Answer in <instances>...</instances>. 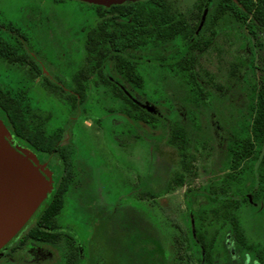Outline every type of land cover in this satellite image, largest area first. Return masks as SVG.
Segmentation results:
<instances>
[{"label":"rangeland","instance_id":"1","mask_svg":"<svg viewBox=\"0 0 264 264\" xmlns=\"http://www.w3.org/2000/svg\"><path fill=\"white\" fill-rule=\"evenodd\" d=\"M191 1L172 4L176 10L186 11L193 8ZM107 3L108 0H0V11L6 15L5 24L12 23L31 36L48 64L44 72L50 70V75H62L69 81L71 73L84 64L83 27L96 19L87 7ZM237 26L231 20L230 27ZM137 70L142 78L140 90L147 95H152L150 92L155 97L160 95L163 99L160 105H169L166 92L179 96L168 76L164 78L166 87L161 90L159 77L153 76L161 75L159 67H154L153 75L144 64L138 65ZM0 77L4 87L13 91L27 89L25 96L30 110L43 121L46 133L56 131L69 118L65 96L46 85L40 76L35 77L26 66L5 63L0 58ZM87 89V112L76 115L70 129L75 165L82 169L83 175L77 187L72 186L63 194L54 224L63 227L77 242L82 256L79 264H196L197 253L190 236V208L186 207L185 199L188 193L206 192L208 176L202 171L195 176L185 174L183 185L171 183L165 194L160 189L161 195L150 198L147 180H156L161 174L169 183L173 174L182 170L176 149L165 139L166 125L159 122L156 128H145L136 122H124L116 109L118 100L109 91L93 83ZM153 100L157 98L148 101L151 108ZM166 117L173 119L172 114ZM6 137L13 147L38 161L8 129ZM45 172L51 188L50 172ZM199 205L207 210L202 218L207 234L216 232L212 264H243L245 249L225 237L227 232L231 233L230 226L212 217L208 210L211 200L206 197ZM32 215L20 229L30 225ZM242 215L246 241L264 245V222L255 225L250 221L255 218L252 214ZM198 219L196 216L194 224ZM66 233H61L59 242L68 256L74 240ZM58 260L49 264H58Z\"/></svg>","mask_w":264,"mask_h":264},{"label":"flooded vegetation","instance_id":"2","mask_svg":"<svg viewBox=\"0 0 264 264\" xmlns=\"http://www.w3.org/2000/svg\"><path fill=\"white\" fill-rule=\"evenodd\" d=\"M117 1L129 2L131 0ZM220 1L192 0L193 8L191 10H177L175 13L183 19V23L195 25V30L201 17L204 16L202 26L195 33L198 36L194 41V37L189 38L186 36L187 34L181 35L179 32L169 39H157L149 36L148 33L147 36L145 35V42L134 49L140 57L136 63V70L138 65L144 64L153 75L154 67H159L161 77L153 76L154 78L159 77L161 90L166 87L164 78L168 76L167 79L171 80L176 91L179 92V96L166 92L169 94L168 96L165 93L166 98L169 99V105L164 106L160 105V102H163L160 95L155 97L152 92H150L152 95H147L140 88H135L115 69L112 61L108 60L102 66L103 74H101L99 68L88 59L86 51L88 37L93 30H100L99 24L102 19L117 14L112 9L115 0H108L105 5L90 4L87 7L90 8L96 19L90 26L83 27L85 29L84 64L71 73L69 81L62 75H50V70L44 72L43 68L45 64H48L39 48L33 44L31 36L12 23L5 24L3 18L6 15L0 11V43L9 42L21 53L18 60L7 61L1 54L0 58L5 63L13 62L26 66L35 77L40 76L46 85L62 93L67 101L69 118L57 129L61 128L63 131L62 142L72 148L70 160L72 177L69 188L77 187L76 183H79L80 177L83 175L82 169L75 165L76 160L73 154L70 132L74 123L73 119L76 115L87 112L89 96L87 88L90 87V83L101 84L106 91L112 94L113 98L118 100L119 107L116 109H119L125 118L124 122L129 124L135 122L133 114L136 104L157 115L160 118V123L165 124L167 130L173 121L182 122L185 119L184 115H191V121L187 125L195 126L193 130L196 138L195 145L191 147L195 154L193 163L196 173L193 176L197 175L198 171L205 172L208 176L209 187L206 193L212 202L210 208L217 206L218 202L215 198L221 193L219 191H222L225 202L229 203L228 208L235 214L241 228L243 212H249L255 217L250 219L251 223L255 225L264 222V108H260L264 98V92L260 91V88H264V31L257 30V38L261 41V44L257 45L255 38L247 28L231 17L228 1L223 3L226 8L223 11L214 10L216 5L219 6L218 2ZM198 4H200V10L197 7ZM231 20H234L239 26L231 28ZM181 31L186 32V28H182ZM188 39L193 42L186 43ZM95 46L99 48L101 42L98 40ZM181 64H185L186 67L190 66V70H178L177 68ZM0 80L2 82L1 77ZM189 84L191 87L188 89L187 85ZM119 90L122 95L116 93ZM188 90L191 91L189 96L187 95ZM16 91H22L25 96L27 89ZM152 97L157 100H153L152 105L154 106L150 111L148 101ZM73 98L76 100L74 106L72 105ZM168 114L173 115L172 120H167L166 115ZM0 115L6 125L2 113ZM138 123L145 128L150 127L147 123ZM8 131L10 132L9 129ZM12 135L21 139L25 147L36 155L37 162L25 153L45 177H47L45 170L50 172L53 186L48 194L51 193L60 177L59 157L39 151L23 138ZM155 179L146 181V186L151 190L150 192L154 193L153 197L148 194L150 198L161 195V191H158L160 189L163 191L162 194L168 190V181H164L161 174H159V178ZM169 183L180 186L174 182ZM199 194V191H195L191 202L200 200L197 197ZM44 200L33 213L30 225L24 230L19 229V232L0 248V264H45L46 262L49 264L57 261V258L59 263L61 262L60 250L50 245V235L46 240H41L28 233L37 222H40L37 215ZM52 222L55 225L54 220ZM224 222L230 226V221H221L220 223ZM242 231L245 237L244 233L246 232L243 228ZM230 232H227L225 237H229L232 244L237 243L245 249L243 264H256V261L251 260L252 255H249V251L235 240L232 229ZM71 239L74 240L72 237ZM258 242L248 243L264 248V245ZM74 246L77 247L80 256V248L75 240L72 250Z\"/></svg>","mask_w":264,"mask_h":264},{"label":"trees","instance_id":"3","mask_svg":"<svg viewBox=\"0 0 264 264\" xmlns=\"http://www.w3.org/2000/svg\"><path fill=\"white\" fill-rule=\"evenodd\" d=\"M226 1L229 2L228 10L231 13V17L238 21L239 24L244 25L255 38L257 45H260L261 41L257 38L256 33L257 30L264 31V0H221L218 2L219 6L216 5L214 10L223 11L226 9L223 4ZM197 7L200 10V4ZM112 9L117 14L102 19L101 24H99L100 30H93L89 35L86 44L87 56L90 59L89 61L99 68L101 74H103L102 66L108 60L112 61L115 69L135 88H141L142 78L136 70V63L140 57L134 49L145 42L146 34L149 33V36L157 39H169L179 32L181 35L187 34L186 36L189 38L191 36L194 37L193 41L198 36L195 33L199 30V24L195 30V25L183 23V19L175 14L177 10L172 2L169 1H116L113 3ZM202 18L204 19V16ZM182 28H186V32L181 31ZM194 30L195 32H193ZM98 40L101 42L99 48L95 46ZM192 42L189 39L186 41L188 44ZM0 54L7 61H12L20 59L21 53L14 45L9 44V42H4L0 43ZM177 69L182 71L190 70V66L186 67L185 64H181ZM107 83L110 84L108 81ZM190 87L191 84L187 85L188 89ZM260 91L264 92V88H260ZM116 93L122 95L121 90ZM187 93L188 96L191 95L190 90ZM75 102L76 100L73 98V106ZM260 108H264V98ZM124 111L126 112V109ZM0 113H2L6 121V126L12 134L23 138L39 151L59 157L60 177L58 178L57 185L47 195L41 205L37 215L40 222H37L28 233L41 240H46L50 235V245L60 250V260L67 261L68 264H78L80 256L78 255L77 247L74 246L73 250L70 249L69 255L67 256V249H64L63 245L59 242L61 240V233L66 232L62 231L63 229L60 227L53 225L52 222L56 212L62 206L63 194L71 186L72 169L70 160L72 148L67 143L62 142L63 131L61 128L52 133H46L44 131L43 121L30 110V103L26 99V96H23L22 91H13L0 84ZM133 117L136 123L144 122L149 124L151 128H156L160 122V118L157 115L144 110L137 104L135 105ZM184 117L185 119L182 122L177 120L172 122L166 137L167 142L174 146L180 157L179 165L182 170L175 172L170 179V182L179 185L184 183L185 174L194 175L196 173L193 163L195 154L193 153V148L191 149L195 145L196 138L195 132L193 131L195 126L190 127L187 125L191 121V115L187 114ZM169 187L170 183H168L167 189ZM188 191H191V189ZM219 192L221 193L215 198L218 202L217 206L215 208L209 207L208 210L214 219L230 221L235 240L252 253L251 260L256 261V264H264V248L246 241L242 228L235 218V214L228 208L229 203L225 202L226 200L222 196V191ZM149 195L153 197L154 193L150 192ZM190 196L192 197V194H186L185 200L187 202V208H190V236L195 245V252L197 253L196 264H212V248L214 246L216 232L210 235L207 234L202 220V218L206 217L204 214L207 210L199 205L200 200L209 196L206 192H203L197 196L200 200L194 202H191ZM196 216L200 220L198 219L197 224H194Z\"/></svg>","mask_w":264,"mask_h":264},{"label":"water","instance_id":"4","mask_svg":"<svg viewBox=\"0 0 264 264\" xmlns=\"http://www.w3.org/2000/svg\"><path fill=\"white\" fill-rule=\"evenodd\" d=\"M6 130L0 120V248L18 232L50 192L48 179L24 152L9 143Z\"/></svg>","mask_w":264,"mask_h":264}]
</instances>
